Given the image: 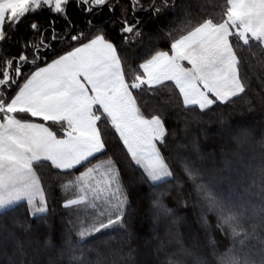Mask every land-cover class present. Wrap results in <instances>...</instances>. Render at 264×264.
<instances>
[{
    "label": "trees",
    "instance_id": "trees-1",
    "mask_svg": "<svg viewBox=\"0 0 264 264\" xmlns=\"http://www.w3.org/2000/svg\"><path fill=\"white\" fill-rule=\"evenodd\" d=\"M109 3L111 10L91 4L77 6L78 0H72L67 8L71 24L46 10L30 14L14 34L9 33L14 39L10 47L0 42V57L17 60L18 53L25 51L31 60L27 49L43 40L51 45L50 49L40 48L43 59L38 63L44 66L70 51L69 45L78 46L70 36L51 40L53 27L61 37L82 32L85 42L103 29L118 45L126 79L131 81L142 71L139 64L156 50H168L171 39L178 38L181 30L204 18L222 19L226 7V0H167L169 7L157 16L156 9L148 8L154 3L162 9L163 0H139L135 11L133 0ZM89 7L94 9L92 14L86 11ZM133 17L140 21L142 34H126L125 41L117 21L127 18L134 23ZM33 22L40 26L38 32L31 28ZM237 51L246 91L227 104L205 110L185 106L173 82L134 91L141 111L149 117L160 115L164 121L166 143L161 150L173 173L170 178L151 182L144 178L142 169L128 166L130 158L118 134L110 125H101L109 141L107 156L124 165L121 183L128 203L122 223L81 238L72 226V210L64 206L61 191V185L79 172L38 162L34 167L48 210L32 217L26 202H20L0 212V264H225L232 259H260L264 252V49L251 42ZM104 159L97 155L93 163ZM186 165L199 170L195 181L185 174ZM202 181H211L223 197L241 208L245 231L233 234L226 225L221 227L218 211L209 210L198 190ZM99 219L106 221V217ZM49 239L51 245H46Z\"/></svg>",
    "mask_w": 264,
    "mask_h": 264
},
{
    "label": "snow or ice",
    "instance_id": "snow-or-ice-1",
    "mask_svg": "<svg viewBox=\"0 0 264 264\" xmlns=\"http://www.w3.org/2000/svg\"><path fill=\"white\" fill-rule=\"evenodd\" d=\"M71 2L0 0V42L10 47L14 39L9 33L14 34L24 19L38 11L63 16L71 24L67 16ZM88 4L98 9L112 8L109 0H78L77 6ZM138 4L139 0H133V11ZM168 7L167 0H163L162 9L153 3L148 11L156 9L159 16ZM81 10L85 9L81 7ZM86 11L92 14L94 9L89 7ZM133 20L134 23L127 18L117 21L125 41L126 34H142L138 29L140 21L136 17ZM30 26L34 32L40 30L36 22ZM52 33L51 40L70 36L78 46L69 45L70 51L57 55L50 63L45 62L43 67L38 63L43 59L40 48L51 47L43 40L27 49L32 53L31 60L25 51L18 53L17 60L0 57V210L26 201L32 217L47 212L36 163L46 162L51 168L65 172L78 171L79 175L70 183L78 185L81 195L68 200L64 206L100 201L108 206L107 222L99 219L90 229L82 227L78 235L83 238L89 231L96 233L122 223L128 203L121 183L123 162L107 156L109 141L101 125H110L114 134H118L130 158L128 166L142 169L145 179L158 181L171 177L173 173L161 150L166 143L164 121L160 115L146 116L138 106L134 91L142 90L145 85L152 90L165 82H173L183 105L198 106L200 110L227 104L245 93L237 49L250 46L251 42L264 49V0H226L222 19L204 18L181 30L178 38L171 39L168 50H156L139 64L142 71L131 81L126 79L118 45L106 37L103 29L86 42L82 32L76 35L69 32L68 36L61 37L53 27ZM185 61L190 67L184 65ZM32 118L45 123H37ZM46 122L58 125L61 134ZM97 155L106 159L93 163ZM80 168L84 170L79 171ZM184 172L194 181L199 175L198 169L187 165ZM197 187L209 210L218 211L221 227L226 225L233 234L245 231L244 213L239 206L223 197L211 181H202ZM155 203L160 206L159 201ZM100 216H104L103 209ZM45 244L51 245V240ZM225 264H264V252L258 260L232 259Z\"/></svg>",
    "mask_w": 264,
    "mask_h": 264
},
{
    "label": "rangeland",
    "instance_id": "rangeland-1",
    "mask_svg": "<svg viewBox=\"0 0 264 264\" xmlns=\"http://www.w3.org/2000/svg\"><path fill=\"white\" fill-rule=\"evenodd\" d=\"M184 65L186 67H190V65H188V63L186 61L184 62ZM34 121L37 122V123H45L42 120H34ZM50 123L51 122H49L48 126L52 127L50 125ZM52 129H53V131H56L58 135L61 134L60 133L61 131L59 130V126L52 127ZM98 162H96V163H98ZM170 171H171V169H170ZM77 175H79V173L78 174H74V176H71L70 179H68V181L64 182V184L61 185V191H62L63 195L65 196L64 205L66 204V202L68 200L78 199L79 195H81L78 185L75 184V183H70V181H74V178ZM167 178H170V177H163V178H161L158 181L165 180ZM158 181H151V182H158ZM41 186H42V182H41ZM42 188H43V186H42ZM45 197H46V195H45ZM22 202H26V201H22ZM93 203H96L97 206L93 207ZM46 204H47V210H48L47 198H46ZM68 207L72 210L70 212L72 226H74L77 229L78 233H79V231L81 230L82 227L90 229L91 226L94 223H96L95 221L98 218H101L100 213H101L102 209L104 211V216L103 217L104 218L106 217V221H104V222L105 223L107 222L108 206L103 201H100V202H88L86 204L82 203V204L70 205ZM1 211L2 210H0V212ZM97 227H98V224H97ZM92 233L93 232L89 231L87 236H89ZM87 236H85L84 238H86Z\"/></svg>",
    "mask_w": 264,
    "mask_h": 264
},
{
    "label": "crops",
    "instance_id": "crops-1",
    "mask_svg": "<svg viewBox=\"0 0 264 264\" xmlns=\"http://www.w3.org/2000/svg\"><path fill=\"white\" fill-rule=\"evenodd\" d=\"M50 63V62H49ZM41 67H43V66H41Z\"/></svg>",
    "mask_w": 264,
    "mask_h": 264
}]
</instances>
